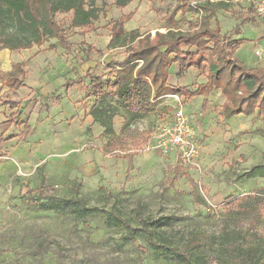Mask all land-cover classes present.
Masks as SVG:
<instances>
[{
    "label": "rangeland",
    "instance_id": "rangeland-1",
    "mask_svg": "<svg viewBox=\"0 0 264 264\" xmlns=\"http://www.w3.org/2000/svg\"><path fill=\"white\" fill-rule=\"evenodd\" d=\"M191 1L134 0L120 10L112 0H95L97 19L90 26L75 28L72 12H59L54 21L61 39L0 54V264H181L170 248L189 250L192 260L234 264L230 256L241 259L254 247L262 249L258 264H264V214L241 222L229 213L234 200L264 188V176L248 175L264 165L263 113L226 119L219 90L185 96L184 113L200 132V155L188 167L175 154L147 149L156 115L173 112L176 104L152 100L150 111L136 117L107 86L112 64L136 49L139 39L147 42L169 28L185 33L204 20L209 30L217 23L222 35L238 41V59L264 67V21L251 8L207 1L198 5L200 14ZM246 18L252 22L241 23ZM31 34L0 0V45L31 41ZM208 57H198L205 69L170 76L172 87L188 94L205 84ZM3 63L21 67V88L3 84ZM92 76L105 85L103 94H92ZM127 135L143 136V143L116 150ZM142 221L156 224L152 239L159 248L145 240Z\"/></svg>",
    "mask_w": 264,
    "mask_h": 264
},
{
    "label": "trees",
    "instance_id": "trees-1",
    "mask_svg": "<svg viewBox=\"0 0 264 264\" xmlns=\"http://www.w3.org/2000/svg\"><path fill=\"white\" fill-rule=\"evenodd\" d=\"M8 8L12 10L19 19L24 21L31 31L34 39L31 41L17 42L11 45H0V51L11 52L30 49L33 45L39 46L45 38L61 39L60 32L56 31L54 16L59 12H72L75 28H84L91 25L97 19L96 10L93 5L95 0H4ZM134 0H112L117 9H124ZM207 4V3H206ZM209 6L210 3H208ZM202 10V9H201ZM204 13L211 10L203 8ZM208 19V18H207ZM250 23L245 19L241 23ZM121 33L116 32L115 35ZM114 35V36H115ZM113 36V37H114ZM116 37V38H117ZM147 37V36H146ZM140 36H136V39ZM145 39V38H142ZM138 40L136 49L125 51L126 55L121 62L112 64L113 78L107 83L126 102V105L135 109L136 117L143 116L151 109L150 100L164 95L178 94L188 98L198 97L213 90H219L223 97L222 116L229 119L234 116H248L254 111L264 115V67L262 69L246 68L241 62L234 58V52L238 41L221 34L216 23L214 30H209L206 21L198 27L185 33L180 30L174 31L169 28L166 33L157 32L153 39ZM59 43L65 47V40ZM109 47L113 46L112 40ZM186 48V50H183ZM194 49L195 52H191ZM204 53H209L208 64L211 69L207 71L206 83L199 86L194 92L185 93L181 89L169 88L166 85L168 71L171 65L177 66L176 77H182L191 68L199 71L205 69L204 60L198 59ZM137 61L141 64L138 65ZM23 76L19 65L13 67V71L5 75V84L8 87L19 89L23 81L18 79ZM89 88L92 94L100 95L105 91V85L99 78L90 77ZM206 105L203 101L202 107ZM20 116V114H18ZM264 120V117H263ZM103 125V124H102ZM143 136L137 139L129 135L119 141L116 150H122L128 143V149H138L141 146ZM1 141V139H0ZM250 176H264V165H256L248 172ZM236 201L229 209V213L241 222H257L264 214V188L242 200ZM117 221L129 229L127 221L117 218ZM155 223L148 224L142 221L140 231L145 240L153 248L160 246L153 241V228ZM201 245H198L199 247ZM175 256L181 264H219L214 258H196L192 260L189 250L167 249ZM251 254L245 257L230 256L234 264H258L262 260V249L254 247L248 250ZM246 252V251H245Z\"/></svg>",
    "mask_w": 264,
    "mask_h": 264
},
{
    "label": "built area",
    "instance_id": "built-area-1",
    "mask_svg": "<svg viewBox=\"0 0 264 264\" xmlns=\"http://www.w3.org/2000/svg\"><path fill=\"white\" fill-rule=\"evenodd\" d=\"M212 0H192L189 7L200 14L199 4ZM236 3L251 8L254 15L264 21V0H234ZM258 56L259 52H255ZM172 99L176 108L168 115H160L153 128L154 142L147 149L155 150L164 157L175 154L184 166H194L200 155L198 144V129L184 113L181 98L176 95L166 96Z\"/></svg>",
    "mask_w": 264,
    "mask_h": 264
},
{
    "label": "crops",
    "instance_id": "crops-1",
    "mask_svg": "<svg viewBox=\"0 0 264 264\" xmlns=\"http://www.w3.org/2000/svg\"><path fill=\"white\" fill-rule=\"evenodd\" d=\"M222 0H212V1H209V3L211 4V6H213V7H215L216 5L218 6V4H216V3H219V2H221ZM242 6V5H241ZM243 8H246V9H249V8H247V7H245V6H242ZM246 19H248V18H246ZM245 20V19H244ZM248 20H250V19H248ZM252 21L250 20V23H251ZM260 33H262V36H263V34H264V27L263 28H260ZM11 51H9V50H2V51H0V54H2V55H8L9 53H10ZM236 52H237V50L235 49V52H234V58L235 59H237L239 62H241L242 64H243V66H245L246 68H249V69H252V68H257V69H260L259 67H254L253 66V64L252 63H250V62H247V63H244L243 61H241L240 59H238L237 58V54H236ZM256 52H258V51H256ZM254 56H256L255 55V52H254ZM257 57V56H256ZM135 63H137L138 65H140L141 64V62L140 61H137V62H135ZM8 67H6L7 66V63H3V66H4V68H6V69H3L2 71L4 72L5 71V73L6 74H9V73H11L12 71H13V68L11 67V65H10V63H8ZM16 66V65H15ZM176 72H177V66L175 65V64H173V65H171V67H170V69H169V71H168V78H167V82H166V85L169 87V88H173L172 87V82L170 83L169 82V78H170V76H175L176 77ZM186 73V72H185ZM5 74V75H6ZM184 76V75H183ZM182 76V77H183ZM23 77V76H22ZM182 77H180V79L182 78ZM4 81H5V76H4ZM3 81V84L6 86V84H5V82ZM1 85V84H0ZM24 85V84H23ZM22 85V86H23ZM202 85H204V84H202ZM21 86V87H22ZM7 88H9V89H15V88H13V87H8V86H6ZM20 87V88H21ZM175 89H180V88H176L175 87ZM1 92H0V96H1ZM176 95H178V94H176ZM166 96H168V95H164V96H162V97H158V98H156V99H151L150 100V102L152 101V100H155V101H157V99H168V100H170V101H172V102H174L172 99H170V98H168V97H166ZM180 98H181V100H182V102H183V98H185V96H183V95H178ZM194 98H196V97H194ZM198 98V97H197ZM193 99V98H192ZM154 102V101H153ZM175 103V102H174ZM4 112V111H3ZM169 114V112L168 113H166V114H164V115H168ZM21 115V114H20ZM160 115H163V114H157L156 115V117H155V121L154 122H156V120L158 119V117L160 116ZM187 115V114H186ZM188 116V115H187ZM190 119V118H189ZM2 123H5L4 122V116L2 115V112L0 111V139H1V141H0V144L3 142V138H2V133L4 132V128L1 126V124ZM193 123V122H192ZM195 125V124H194ZM26 127V126H25ZM7 129V128H6ZM10 128H8L7 129V132L9 133V132H11V130H9ZM197 129H198V137H199V135H200V132H199V128L197 127ZM26 130H28V129H26ZM151 131H153V128L151 129ZM26 132H21V134H25ZM4 134H7L6 132L4 133ZM151 139H153L154 140V134H153V132H152V134H151Z\"/></svg>",
    "mask_w": 264,
    "mask_h": 264
}]
</instances>
